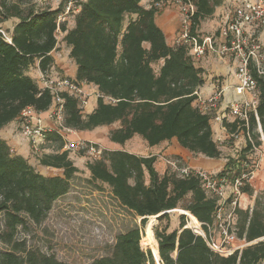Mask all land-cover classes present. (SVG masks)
I'll use <instances>...</instances> for the list:
<instances>
[{"label":"trees","instance_id":"1","mask_svg":"<svg viewBox=\"0 0 264 264\" xmlns=\"http://www.w3.org/2000/svg\"><path fill=\"white\" fill-rule=\"evenodd\" d=\"M142 0H86L79 4L75 26L59 23L62 9H25L19 2L0 0V21L18 19L11 41L0 32V129L19 120L23 110L33 107L40 112L53 105L48 90L27 75L39 61L42 71L54 62L57 32H65L64 41L71 47L70 56L77 65L76 79L93 83L100 94L116 100L97 99L96 108L83 115L78 100L64 98L65 125L77 131L119 123L110 131L112 142L124 145L140 135L150 146L176 139L195 155L218 159L222 152L213 139L210 117L194 104L196 91L204 84L203 70L195 66L185 46H170L156 23L159 10L141 5ZM160 0H153V3ZM196 6L193 32L211 17L223 0H190ZM130 18L125 26L126 17ZM148 43L149 47L145 44ZM163 61L158 72L153 63ZM251 71L260 93L258 115L264 132V74L254 64ZM256 120L251 119V129ZM258 138V135L255 139ZM54 152L44 153L40 164L61 170V174L40 173L0 136V264H69L53 254L29 247L19 228L27 220L42 224L56 200L70 191L72 177L79 172L57 131L46 133ZM258 144L260 143L257 141ZM157 157L140 156L125 150L104 149L102 157L89 162L91 180L108 184L113 196L146 224V217L168 218L169 211L183 204V209L202 223H212L217 204L207 197L199 178H181L177 173L161 176L155 168ZM234 164V161H231ZM147 176L149 182L147 183ZM254 194L251 186L243 189ZM239 237L247 242L264 238V201L257 197L252 210L239 209ZM185 215L178 229L154 228L161 264H264V239L245 247L242 252L224 257L212 251L204 238L186 228ZM142 230L133 228L117 236L111 256L92 264H156L150 249L142 246ZM145 245V244H144Z\"/></svg>","mask_w":264,"mask_h":264},{"label":"built area","instance_id":"2","mask_svg":"<svg viewBox=\"0 0 264 264\" xmlns=\"http://www.w3.org/2000/svg\"><path fill=\"white\" fill-rule=\"evenodd\" d=\"M232 1V12L219 28L222 43L218 47H215L211 38L200 42L197 29L193 32V17L197 9L193 2L190 0H160L153 3L159 11L171 5L178 8L180 28L174 44L185 46L191 56L202 57L207 50L222 56L231 52L236 53L234 97L225 99L224 89L220 88L204 98L198 90L194 102L203 114L210 117L211 125L218 126V131L215 130L213 133V139L221 152L225 148L231 150V154L224 157L225 167L221 170H205L186 165L181 166L179 160L168 161L179 177L199 178L207 197L216 201L217 207L212 223L199 221V227H193L189 224L191 215L184 213L188 217L185 227L202 236L212 251L224 257L236 252L241 253L245 247L264 239L247 242L245 238H240L238 213L239 209H243L242 198L245 196L243 189L248 185L252 186V179L264 166V132L257 111L260 93L251 71V64H254L258 72L264 74L261 45L255 42L256 28L264 26V3L261 0ZM69 10L71 7H68ZM65 20V15L60 14L59 23ZM0 32L8 41H11L7 33L3 30ZM38 84L40 90H48L53 96V105L46 112L54 126L52 130L45 127L42 118L44 112L37 111L33 107L23 110L18 120L19 132L29 140L32 152L38 155L48 153L43 147L47 142L46 133L57 131L65 141L63 151L75 154L85 150L89 154V162L100 159L104 149L99 144L84 139L70 138V135L77 130L65 125V100L62 94L66 93L77 99L83 115L89 113L88 105L91 96H95L96 99L103 97L106 103H115L116 100L100 94L93 83L65 76L52 66L45 71L40 70ZM252 117L256 120L254 130L251 129ZM255 132L258 135L257 139L254 137ZM257 141L260 143L258 144ZM11 152L15 154L12 148ZM231 161H234V164L225 169L232 163ZM0 217L2 218L0 231H2L4 222L3 217ZM0 244L3 245L1 242Z\"/></svg>","mask_w":264,"mask_h":264},{"label":"rangeland","instance_id":"3","mask_svg":"<svg viewBox=\"0 0 264 264\" xmlns=\"http://www.w3.org/2000/svg\"><path fill=\"white\" fill-rule=\"evenodd\" d=\"M9 1L19 2L25 9L61 8V15L64 14L67 17L65 20L67 25H69L71 16L75 15L74 11L80 8L79 4L81 3V0ZM261 1L264 3V0ZM68 7H71V10L68 11ZM9 20H7V27H11L14 23L13 18ZM263 31L264 26L256 28L255 42L260 43V52L264 57V39H261ZM217 33L218 31H215V34ZM8 35L11 37L12 34ZM59 37L60 33L58 31L57 38L59 39ZM235 54L231 52L228 55L235 58ZM162 63L163 61L153 63L156 72L159 71ZM262 67L264 69V58ZM106 131L103 130V133L105 134ZM256 136L257 133L255 132L254 137ZM43 147L48 153L55 150V146L51 141H47ZM137 147L142 152L146 151L147 148L144 143H138ZM33 154L37 158L41 157V155L34 152ZM225 154H228V152H225ZM88 155L85 150L78 151L75 154L69 153V158L79 169V172L70 180V191L55 201L47 219L42 224L37 225L31 220H27L25 228L20 226L18 237H25L29 247L53 254L69 264H92L98 258L112 255L119 234L139 227L142 230V240L145 244H142L143 248L145 250L150 249L158 257L154 228L166 227L169 232L178 229L181 217L185 215L183 212L185 211L183 209L184 203L169 211L168 218L159 220L156 216V219L153 220L152 217H148L146 224L143 225L141 217L125 208L113 196L108 184L91 180V172L87 167L89 163ZM179 164L183 165L181 161ZM251 187L254 189V194L248 196L251 197L254 207L257 197H262L264 201V166L257 171L252 179ZM185 218L187 224L188 217L185 215ZM1 219L0 217V223ZM148 227L151 231L147 230ZM0 248H5V246L0 244Z\"/></svg>","mask_w":264,"mask_h":264},{"label":"crops","instance_id":"4","mask_svg":"<svg viewBox=\"0 0 264 264\" xmlns=\"http://www.w3.org/2000/svg\"><path fill=\"white\" fill-rule=\"evenodd\" d=\"M86 0H81L85 2ZM153 4V0H142L141 5L145 8H150ZM233 9L232 0H223V4L217 7L215 13L206 18L196 28L197 33L200 36V42L206 38H211L214 41L215 47H218L222 43L220 38L219 28L222 23L230 16ZM80 8L74 11L75 15L79 12ZM75 15L69 19L68 29H72L75 26ZM135 15H128L126 17L125 26L128 24L130 18H135ZM67 19V17H66ZM10 21V20H9ZM7 22L0 23V30H3L7 34H12L15 24L18 22L17 19L13 18V24L11 27H7ZM12 22V21H11ZM67 22V21H65ZM156 23L164 32L167 43L170 46H175V39L177 32L180 28V15L179 10L175 5L167 7L163 11H159L156 16ZM215 31H218L215 34ZM60 37L58 39L57 47L51 52V56L54 59L51 65L57 69L60 73L65 76L76 79L77 65L73 58L70 56L71 47L64 41L66 35L65 32L59 31ZM261 39H264V31L261 33ZM149 47V44H145ZM195 66L203 70L204 84L199 88L202 97L206 98L216 89H224V98L230 99L234 97V86L236 84L235 70L237 66L236 57L230 55H219L210 50H207L205 55L199 58L192 56ZM39 61H36L28 70L29 75L38 84V77L40 74ZM39 85V84H38ZM97 106V99L95 96H91L88 105V112H92ZM44 125L47 129H53V121L48 118V113L42 114ZM119 123H115L110 126L98 127L92 131H76L73 135H70L71 139H84L99 144L103 149L109 150H125L130 153H134L140 156H151L155 155L157 160L155 162V168L161 176L165 174L173 173L174 168L171 166L169 160H179L183 165L191 168H202L205 170H221L225 167L224 157L231 154L229 148H225L222 155L218 159L208 158L203 155H195L187 149L181 147L176 139L164 141L155 146H150L146 140L140 135H135L133 138L128 140L124 145L112 142L109 139V133L111 130L118 128ZM107 128V129H106ZM213 133L215 130L218 131L217 125H212ZM103 130H107L103 133ZM220 133V132H219ZM0 136L10 148L14 149L16 155L25 157L30 164H32L40 173L46 176H55L61 174V170L53 167H47L40 164V158L34 156L29 140L24 138L19 132V121L15 120L10 124L0 129ZM138 143H144L146 151L142 152L137 147ZM134 147V148H132ZM228 152V154H225ZM149 177L147 176V183ZM243 209H252L253 202L251 197L245 193L242 198Z\"/></svg>","mask_w":264,"mask_h":264},{"label":"bare ground","instance_id":"5","mask_svg":"<svg viewBox=\"0 0 264 264\" xmlns=\"http://www.w3.org/2000/svg\"><path fill=\"white\" fill-rule=\"evenodd\" d=\"M185 214L191 215V221L189 222L190 225H192L193 227H199V221L197 219H195L192 214L189 211H183ZM152 219H156V216H153ZM147 230L151 231L150 228L148 227ZM158 254V253H157ZM155 258L157 259V264H161L159 257H157V255H155Z\"/></svg>","mask_w":264,"mask_h":264},{"label":"water","instance_id":"6","mask_svg":"<svg viewBox=\"0 0 264 264\" xmlns=\"http://www.w3.org/2000/svg\"><path fill=\"white\" fill-rule=\"evenodd\" d=\"M162 214H164V213H161V214L157 215V217L161 216ZM143 218L144 217H141V219H143ZM146 218H148V217H146ZM153 256H154V254H153ZM154 258H155V256H154ZM155 261H156V263L158 262L156 258H155Z\"/></svg>","mask_w":264,"mask_h":264}]
</instances>
